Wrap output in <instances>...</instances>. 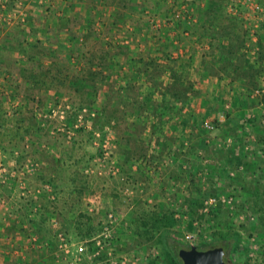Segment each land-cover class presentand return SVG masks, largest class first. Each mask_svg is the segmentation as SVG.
<instances>
[{
  "label": "rangeland",
  "instance_id": "rangeland-1",
  "mask_svg": "<svg viewBox=\"0 0 264 264\" xmlns=\"http://www.w3.org/2000/svg\"><path fill=\"white\" fill-rule=\"evenodd\" d=\"M223 26L255 87L206 72ZM263 27L264 0H0V264H33L41 235L40 264H171L145 225L164 212L173 240L238 236L230 264H264ZM174 77L197 95L176 103Z\"/></svg>",
  "mask_w": 264,
  "mask_h": 264
},
{
  "label": "trees",
  "instance_id": "trees-1",
  "mask_svg": "<svg viewBox=\"0 0 264 264\" xmlns=\"http://www.w3.org/2000/svg\"><path fill=\"white\" fill-rule=\"evenodd\" d=\"M264 30V27H263ZM217 33V34H216ZM209 37H211L212 41L220 42V39H227L228 40V46L227 48L220 49V63L217 68H214V64L211 66H208L206 72L209 74H216L215 76H218L221 78V74L226 75L230 77L233 80H240L244 81V83L248 86L255 87L256 86V78L259 74V71H256L254 69H244V63H245V54L242 53V50L244 49L245 45V35L240 32L239 30L236 31L233 28H230L229 26H223L220 28L219 32H214L213 30L210 31ZM216 45L213 43V52L211 54V58L214 60L216 56V49H218ZM28 51V49L26 50ZM160 70L159 67H153L152 72L150 74V80L153 82L154 86L156 88L160 87V84L158 83L157 78L160 75H156L155 70ZM206 69V68H205ZM215 72V73H214ZM32 75V74H31ZM33 78H36V75L33 74L31 76ZM174 82L167 87L166 93L170 94L172 99L179 104L185 103L187 100H189L191 97H195L197 95V92L194 83H182L180 78L174 77ZM36 80H38L36 78ZM139 97V96H138ZM137 95L133 97V100L131 102L132 108H135L137 106L140 111H143L147 107L146 102H140L141 99H139ZM141 103V104H140ZM124 106L127 107L128 104L124 102ZM122 141L125 142L126 145H131V139L128 137H123ZM193 149L191 148L185 159H191ZM128 155L131 156H137L135 158H145L148 154V150L144 147L135 148L131 147V149L127 152ZM262 205L264 206V198L261 201ZM150 215V214H149ZM151 216V224L148 225L149 222H146V230L153 234H159L160 240L159 242L164 246L167 257L169 258V261L171 264H183L182 260L180 259L179 252L183 249H191L193 246H186L182 244L179 241L173 240L171 238V231L170 228L175 225V221L173 219V215L169 213H162V215H150ZM239 237L237 236L236 241L232 243L231 241H228L227 239H224L221 241L220 247L225 249V246L229 248V251L232 252L234 247L236 246V243H238ZM218 246V245H217ZM216 245L208 246L205 248H198L199 250H210L214 248H218Z\"/></svg>",
  "mask_w": 264,
  "mask_h": 264
},
{
  "label": "water",
  "instance_id": "water-1",
  "mask_svg": "<svg viewBox=\"0 0 264 264\" xmlns=\"http://www.w3.org/2000/svg\"><path fill=\"white\" fill-rule=\"evenodd\" d=\"M183 264H227L224 260V250L221 247L210 250H199L192 247L179 252Z\"/></svg>",
  "mask_w": 264,
  "mask_h": 264
},
{
  "label": "crops",
  "instance_id": "crops-1",
  "mask_svg": "<svg viewBox=\"0 0 264 264\" xmlns=\"http://www.w3.org/2000/svg\"><path fill=\"white\" fill-rule=\"evenodd\" d=\"M211 82H214L215 83V81H211ZM227 80H223L222 82H221V86L224 88V89H226V84H227ZM209 84H210V82H208ZM209 90H210V88H209ZM211 96H209V94H208V99L210 98ZM224 149L225 150H228V147H227V145H225V147H224ZM226 152V151H225ZM224 152V153H225ZM228 153V152H227ZM212 156V155H211ZM216 156H218V155H216ZM223 156H226V155H223ZM243 158H245V159H251V158H249V157H243ZM213 159V158H212ZM233 159H236V158H233ZM251 162V161H250ZM252 163V162H251ZM65 222H61L60 224L62 225V226H64L65 227V225L66 224H64ZM47 225H49V223L47 222ZM2 234V232L0 231V235ZM45 236V237H44ZM40 238L42 239V241L47 245H45V248L43 249L45 252H47L46 254H44V253H42L41 252V249L39 248V249H37V248H29L28 247V250H29V253H28V257H29V254L31 255L30 256V258H28V259H30L31 261H32V263L33 264H40V260L41 259H46V261H47V259L48 258H50V256H52L51 255V251H52V249H53V244H52V242H54L53 241V239L54 240H56L55 239V237H53L52 239H51V236H48V235H41L40 236ZM41 241V242H42ZM48 242V243H47ZM32 245V244H31ZM5 250L6 249H4V244H3V239L1 238L0 239V252H5ZM230 252V251H229ZM53 257V256H52ZM230 257V256H229ZM54 258V257H53ZM59 260L57 261L58 262V264H67V263H63V262H61L62 261V259H60L59 257H57ZM48 263V262H47ZM49 264V263H48ZM54 264V263H53Z\"/></svg>",
  "mask_w": 264,
  "mask_h": 264
},
{
  "label": "flooded vegetation",
  "instance_id": "flooded-vegetation-1",
  "mask_svg": "<svg viewBox=\"0 0 264 264\" xmlns=\"http://www.w3.org/2000/svg\"><path fill=\"white\" fill-rule=\"evenodd\" d=\"M189 250V249H188ZM224 250V260L227 264H230V259H229V252L227 253V251L225 249Z\"/></svg>",
  "mask_w": 264,
  "mask_h": 264
},
{
  "label": "built area",
  "instance_id": "built-area-1",
  "mask_svg": "<svg viewBox=\"0 0 264 264\" xmlns=\"http://www.w3.org/2000/svg\"><path fill=\"white\" fill-rule=\"evenodd\" d=\"M177 17H179V16H177ZM61 240H62V245H61V247H67L68 244H67V243H63V242H64V239H61Z\"/></svg>",
  "mask_w": 264,
  "mask_h": 264
}]
</instances>
